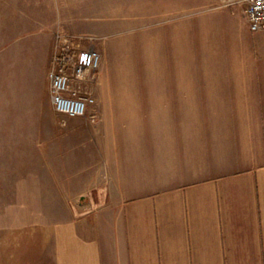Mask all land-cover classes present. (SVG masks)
Masks as SVG:
<instances>
[{
    "label": "crops",
    "instance_id": "obj_1",
    "mask_svg": "<svg viewBox=\"0 0 264 264\" xmlns=\"http://www.w3.org/2000/svg\"><path fill=\"white\" fill-rule=\"evenodd\" d=\"M238 7V23L190 22L184 80L139 70L103 98L116 117H73L64 136L44 119L39 171L67 203L99 190L100 216L72 205L4 230L0 264H264V31Z\"/></svg>",
    "mask_w": 264,
    "mask_h": 264
},
{
    "label": "rangeland",
    "instance_id": "obj_2",
    "mask_svg": "<svg viewBox=\"0 0 264 264\" xmlns=\"http://www.w3.org/2000/svg\"><path fill=\"white\" fill-rule=\"evenodd\" d=\"M206 16L211 23H238L241 13L238 4L221 0H0V234L34 224L45 211L60 214L75 205L88 212L92 195L99 200V190H87L86 202L77 195L67 203L65 190L52 188L50 174L39 171L40 128L48 129L44 119L55 117L53 131L61 136L71 133L74 120L51 107L47 81L37 82L47 72L56 32L74 33L102 55L94 85L97 102L90 111L96 119L80 117L98 126L104 116H117L103 107L104 96L118 102L116 91L136 86L139 70L179 71L184 80L191 52L188 26L195 20L206 23ZM127 110L135 114L136 106ZM100 166L104 170L105 163ZM91 218L81 227L86 229Z\"/></svg>",
    "mask_w": 264,
    "mask_h": 264
},
{
    "label": "built area",
    "instance_id": "obj_3",
    "mask_svg": "<svg viewBox=\"0 0 264 264\" xmlns=\"http://www.w3.org/2000/svg\"><path fill=\"white\" fill-rule=\"evenodd\" d=\"M244 8L253 31H264V0H221ZM102 55L93 45H85L78 35L58 30L48 70L49 95L53 109L67 117L96 119L94 85Z\"/></svg>",
    "mask_w": 264,
    "mask_h": 264
},
{
    "label": "water",
    "instance_id": "obj_4",
    "mask_svg": "<svg viewBox=\"0 0 264 264\" xmlns=\"http://www.w3.org/2000/svg\"><path fill=\"white\" fill-rule=\"evenodd\" d=\"M81 199H84V197H82Z\"/></svg>",
    "mask_w": 264,
    "mask_h": 264
}]
</instances>
